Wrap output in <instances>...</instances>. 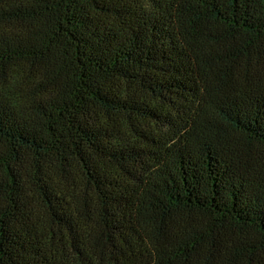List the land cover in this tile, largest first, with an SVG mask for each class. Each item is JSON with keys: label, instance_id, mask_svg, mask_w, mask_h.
<instances>
[{"label": "trees", "instance_id": "1", "mask_svg": "<svg viewBox=\"0 0 264 264\" xmlns=\"http://www.w3.org/2000/svg\"><path fill=\"white\" fill-rule=\"evenodd\" d=\"M0 264H264V0H0Z\"/></svg>", "mask_w": 264, "mask_h": 264}]
</instances>
